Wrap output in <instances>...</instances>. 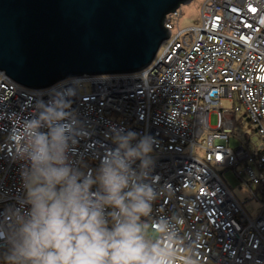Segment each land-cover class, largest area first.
Segmentation results:
<instances>
[{
  "label": "built area",
  "instance_id": "2783aa9c",
  "mask_svg": "<svg viewBox=\"0 0 264 264\" xmlns=\"http://www.w3.org/2000/svg\"><path fill=\"white\" fill-rule=\"evenodd\" d=\"M181 18L179 8L165 17L169 39L137 74L81 77L28 90L0 71V216L23 195L19 129L50 89L78 80L70 108L82 129L70 146L74 167L85 173L99 167L115 147L113 126L151 136L148 182L158 193L148 218L151 235H160L158 220L178 217L184 248L198 264H264V0H204L194 29L179 30ZM222 101L232 107L222 108ZM210 111L217 114L215 127ZM243 120L255 127L260 146L248 139L230 147L233 126ZM237 166L253 199L261 195L256 219L223 179ZM158 243L173 250L176 264L188 255L167 238Z\"/></svg>",
  "mask_w": 264,
  "mask_h": 264
},
{
  "label": "clouds",
  "instance_id": "9594fccd",
  "mask_svg": "<svg viewBox=\"0 0 264 264\" xmlns=\"http://www.w3.org/2000/svg\"><path fill=\"white\" fill-rule=\"evenodd\" d=\"M80 81L50 89L19 129L23 195L0 216V264H176L162 241L184 248L182 220L160 219L148 235L158 193L148 182L154 139L110 129L114 148L85 173L69 160L81 127L70 111ZM181 264H198L191 249Z\"/></svg>",
  "mask_w": 264,
  "mask_h": 264
},
{
  "label": "water",
  "instance_id": "95a60500",
  "mask_svg": "<svg viewBox=\"0 0 264 264\" xmlns=\"http://www.w3.org/2000/svg\"><path fill=\"white\" fill-rule=\"evenodd\" d=\"M191 0H0V71L28 90L148 68Z\"/></svg>",
  "mask_w": 264,
  "mask_h": 264
},
{
  "label": "rangeland",
  "instance_id": "374dc122",
  "mask_svg": "<svg viewBox=\"0 0 264 264\" xmlns=\"http://www.w3.org/2000/svg\"><path fill=\"white\" fill-rule=\"evenodd\" d=\"M204 0H191L188 4H183L179 7L182 13V18L178 23L179 30H188L198 28L200 26V9ZM176 32V31H175ZM162 52V51H161ZM161 52L158 56H161ZM222 108H231L232 105L228 101L221 102ZM243 113L237 115L235 120L239 119ZM209 123L211 127H215L217 124V114L214 111H210ZM233 134L230 135V147L237 149L241 145L245 144L248 139L251 143L260 146V142L255 133V127L248 121L243 120L242 124L239 123L233 126ZM243 167L237 166L235 172L230 170L223 175V179L226 182L229 190L235 196L239 203L243 204V210L252 219H256L262 211L261 195L256 192L258 199H253V192L247 185L245 177L243 179L237 177L236 172H242ZM248 178V176H247ZM246 201V202H245ZM148 235L151 236V232L148 228Z\"/></svg>",
  "mask_w": 264,
  "mask_h": 264
}]
</instances>
